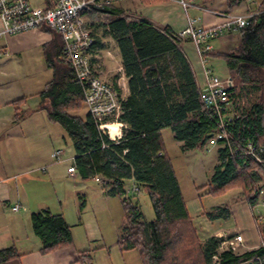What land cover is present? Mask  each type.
<instances>
[{
  "label": "trees",
  "instance_id": "obj_1",
  "mask_svg": "<svg viewBox=\"0 0 264 264\" xmlns=\"http://www.w3.org/2000/svg\"><path fill=\"white\" fill-rule=\"evenodd\" d=\"M241 1L227 3L234 8ZM151 2L155 1H144ZM45 4L50 7L52 0H45ZM87 17L94 35L100 27L117 44L129 79L130 95L122 101L119 118L124 125L123 137L111 140L90 114L85 119L70 115L85 102L83 89L62 55L46 53L53 80L41 99L50 101L51 106L45 108L49 121L59 124L72 141L78 177L83 182L99 178L107 194L121 200L125 211L122 250L137 251L143 264H264V219L260 213V207L264 208V13L254 18L240 46L228 53L206 55L223 59L233 80L230 106L222 118L204 104V89L184 53L188 40L115 6ZM100 20L102 23H97ZM99 42L97 38L96 48ZM54 44L58 54V42ZM166 130H171L183 153L205 150L219 133L228 137L230 147H224L225 141L213 146L218 162L207 184L198 190H208L213 196L242 190L250 206L258 209L255 218L263 243L259 248L238 255L221 250L225 240L213 237L203 242L199 238L164 145ZM251 149L253 155L249 154ZM129 181L137 191L128 192ZM143 192L148 194L155 214L150 222L131 196ZM229 214L227 207L219 208L208 213V218L228 219ZM31 218L34 233L43 244L42 253L72 246V229L62 215L41 211ZM17 257L15 248L1 251L0 264ZM256 258L259 261H254ZM80 261L93 264L83 255Z\"/></svg>",
  "mask_w": 264,
  "mask_h": 264
},
{
  "label": "crops",
  "instance_id": "obj_2",
  "mask_svg": "<svg viewBox=\"0 0 264 264\" xmlns=\"http://www.w3.org/2000/svg\"><path fill=\"white\" fill-rule=\"evenodd\" d=\"M250 1L252 0H242L236 7L232 8L228 5L227 0H195L192 2V7H190L187 11L183 10L175 3L166 1L144 3V1L138 0L137 5L133 3L132 7L130 6L125 8L119 6L118 4L115 7L122 10L126 14L147 19L158 27L170 28L173 32L178 34L180 31L188 27V22L190 19H198L199 25L201 26L213 27L224 21V18L221 17L220 14L242 15L251 11H255L256 8ZM254 1H258L262 4L264 0ZM2 31L3 29L1 26L0 33H2ZM96 37L98 38L97 35ZM230 37H232V39H230ZM243 39L244 38L238 34H228L222 38L216 39L211 43L213 46V51L206 55L228 53L232 49L240 46L243 42ZM99 40L100 42L97 51L98 55H100L101 63L103 65L102 77L108 83L117 87L121 92L123 100H125L130 95V89L129 79L124 74L120 50L114 41L112 43L113 47L110 48L106 45V41L101 39ZM220 40V46H222V48L219 51H216L214 45ZM55 41L58 42L60 47V49L58 48V54H56V52L53 50ZM63 45L64 43L62 37L46 27L18 35L0 36V46L3 47L2 55H4L6 58H9L6 62H4L3 66H6L9 62H13L11 57H18V62H20L19 60H23L24 55L29 54L32 55L31 60L34 63V55L37 52L36 55H41L42 60L46 63L48 70L52 71V80L53 69H51L47 63L46 53L48 51L50 55H62L61 47ZM183 49L185 55L192 65L199 86L203 88V70L207 67L203 65L201 61L202 59L197 53L195 46L190 41L184 44ZM111 55L114 56V59H112V57L110 58ZM206 58L210 60L212 57L206 56ZM3 74L10 75V73L7 72ZM52 80L45 83L42 90H40V99L41 93L46 89L47 85ZM13 93H8L6 100L4 102H0V109L2 107L5 108L2 111H6L4 113L6 116L11 115L9 113L10 110H12V105L19 101L14 98H8L9 94L13 95ZM50 106V101H43L42 99L41 103H39L37 106H34V108H30L28 103L25 102L23 106L16 108V116H13L12 114V117L9 120L2 119V117H6L1 114V111L0 126L5 124L6 127L10 126V129L13 131H9V133L8 131H0V146L2 142H5L4 140H7L6 138L11 140L15 135L19 136V138L24 137L25 131H22V135H20V131L23 129H19L18 131L17 129L23 125L25 126L27 122H29L32 117L34 118L36 114H39V112L44 111V113L47 115V119L49 120V113L45 108ZM84 107L85 108L82 110L70 112V115L85 119L89 112L85 105ZM29 111L32 112L29 113ZM13 117H15V119ZM6 120L10 121L11 125L7 126ZM17 120H19V122ZM123 128L124 126L121 128L117 125L111 127L114 137L120 136L118 140H120L124 135ZM4 150V152H6L5 148ZM10 154L11 155L8 154L7 150V152L3 155L5 158H7L6 155H8L10 158L19 157L20 159L16 161L14 158L13 161L15 166L11 164L9 166L10 170L4 171L3 169V173H0V204L4 202L5 204H3L7 205V207L11 206L12 204V212L17 214L20 213L24 208V201H27V208L32 212L29 217H14V219L11 220V217L0 215V252L10 248H15L18 254L17 258L2 264H83L80 261L82 255L85 258L89 257L93 264H120L121 260L124 262L126 254L135 252L133 250L124 251L121 247L120 237L125 226V217H66V215L63 213V210H57L56 208L55 202H60L56 190L54 189V197L50 199L51 197H49L47 194L46 189L41 186L42 184L28 178L35 174H45L47 170H43V173L42 171H38V169L37 171L35 169H31V164L33 160H35V157L29 154V152L23 148H19L15 153ZM216 156V161L218 162V154ZM41 158L42 157L39 156V159ZM75 158L76 155L74 151L73 156L69 158L72 164L67 170L68 177L74 180L79 178L78 174L76 172L74 175H71L69 173V169L73 166L76 167ZM25 164L29 166L25 168ZM20 165H24V167H20ZM39 168H41V166H39ZM93 180H95L96 183L101 186L99 195L102 198L99 196L100 199L104 200L105 202H109L111 199H113L107 194V191L103 188L99 178H95ZM131 182L134 184L133 181ZM14 185L15 196H13L14 189H12ZM130 188L131 187H129L128 190ZM239 190H230L222 196H213L208 193V190H203L198 191L199 197L201 198L197 199L196 196H194L190 200H186L189 213L194 222V227L203 242H206L208 239L213 237L226 240L225 238L234 239L237 235H242L244 238L246 252H250L260 247L262 240L260 230L258 229L259 221L255 218L258 216H256L257 214L255 211L252 212L253 208L248 202H243V194L240 192L241 190ZM73 193H76L78 200L77 212L79 214L83 213L87 207L85 196L82 195L81 192H78L77 188H75ZM204 199L210 201L211 205L204 206V204L201 203V200ZM52 205L53 207L55 206V209L52 208ZM16 206H19V211L17 212L13 210V208ZM225 207H227L230 211V216L228 219L220 217L210 220L208 218V213H211L215 209ZM41 211H50L52 214L63 216L66 223L72 229V246L56 250L48 254L42 253L43 244L34 233L31 218L32 214ZM240 217H249L250 221L247 222L245 220L242 223L244 225V229L241 231H236L234 220L239 219ZM198 226H201V228L199 229ZM208 233L210 235L207 236ZM201 234H204L207 237L203 239ZM140 260H142L141 256ZM124 264L126 263L124 262Z\"/></svg>",
  "mask_w": 264,
  "mask_h": 264
},
{
  "label": "rangeland",
  "instance_id": "obj_3",
  "mask_svg": "<svg viewBox=\"0 0 264 264\" xmlns=\"http://www.w3.org/2000/svg\"><path fill=\"white\" fill-rule=\"evenodd\" d=\"M30 1L33 7L42 8L46 6L45 0ZM137 2L138 0H126L119 2L118 5L127 8L130 6L132 7L133 3L137 5ZM97 23H102V21H97ZM1 26L2 29H4L3 24L0 20V27ZM96 34L99 39L106 41V45L108 47H113V40L105 35V32L102 28L99 27ZM230 39H232V37H230ZM220 43L221 40L215 43L214 47L216 51H219L222 48V46H220ZM36 54L37 52L34 55V63L31 60V54L24 55L23 60H19L20 62H18V57H11V60H13V62H9L6 66H3V64L9 58H6L4 55H2V57L0 58V102H4L7 98L8 93L13 92V95L9 94L8 98L19 100L14 105H12V110H10L9 113L11 115L6 116L4 114L6 112L2 111L5 109L4 107L0 109V112L2 111L1 114L6 117L4 118L1 116L2 119H11L12 114L13 116H16V108L23 106L25 102L28 103V106L30 108H34V106H37L39 103H41L39 95V93L41 92L40 90H42L45 83L52 80V71L48 70L46 63L42 60L41 55ZM111 57L112 59H114L113 55H111L110 58ZM205 66L212 70L222 80L231 79L226 62L223 59L212 57L210 60L207 59ZM6 72L10 73V75L3 74ZM83 108H85L84 105L80 110H82ZM31 112L32 111H29V113ZM13 118L15 119V117ZM29 122H27L25 126L23 125L22 127H19L17 129V131L19 129H23L20 131V135H22V131H25L24 137L19 138V136L15 135L13 139L8 140V138H6L7 140H4L5 142H2L0 146L1 174L3 173V169L4 171L10 170L9 166L11 164L15 166L13 161L14 158L16 161L20 159L19 157L10 158L8 155H6L8 158L7 159L3 154L8 150V154L11 155L10 153H15L19 148H23L28 151L29 154L35 157V160H33L31 164V169H35L36 171L38 169V171L42 172L45 169L47 170L45 174H35L28 178L42 184L41 186L46 189L47 194L49 195V197H51L50 199L54 197V189L56 190V193L61 202H55L56 208L57 210H63V213L66 215V217H125L124 207L119 198H113L109 202H105L104 200L100 199L101 196L99 195V192L101 191V186L96 183L95 180L83 182L80 178L74 180L68 177L67 170L72 164L69 158L73 156L74 148L71 139L59 124L51 123L47 119V115L44 113V111L36 114L35 117H32ZM112 122H114V120H112ZM8 125H11L10 121H7V126ZM0 128L1 132L8 131L9 133V131H13L10 129V126L6 127L5 124H2ZM112 138H114L113 135ZM163 140L165 148L167 150V154L171 159V162L175 169L176 176L180 183L185 200H190L194 196H196L197 199L201 198L199 197L198 189H201V187H204L207 184V180H209L211 173L213 172L214 166L217 162L216 147L208 146L203 151H191L188 153H183L180 144L174 139V135L171 130H166L163 132ZM4 148L6 149V152H4ZM56 152H58V155L57 158H54ZM39 156H41L42 158L39 159ZM27 164H25V168L29 166ZM39 166H41V168H39ZM20 167H24V165H20ZM126 187L127 189L129 187H134V184L129 181L126 183ZM75 188H77L78 192H81V194L85 196L87 204L84 212L80 214L77 212V196L76 193H73L75 191ZM12 189H14L13 196H15V185L12 187ZM235 189L239 190V188ZM240 192L243 194L242 190ZM131 196L134 197L133 200L135 203L140 204L146 220H154L155 214L148 194L143 192L139 196L135 197L133 196V194ZM242 199L243 202H248L247 198L244 197V195ZM201 201L204 206L211 205V202L207 199ZM3 203L0 204V215L11 217L10 220L14 219V217H29L31 215L32 211L27 208V201H24L25 209L23 208L21 212L17 214H14L12 212V204L11 206L7 207V205H4L5 203ZM52 208L55 209V206L53 207L52 205ZM260 211L264 219V208L260 207ZM245 220L247 222L250 221L249 217H240L239 219L234 220L236 231H241L244 229V225L242 223ZM261 224V226L264 227V223L262 222ZM198 228L200 229L201 226H198ZM208 235L210 234L208 233L207 236ZM207 236L201 234V237L203 239ZM245 252V244H243V246H240V248L237 250L236 254L242 255ZM124 262L126 264H143V261L140 260V256L136 251L131 254H126ZM124 262L123 260H121L120 264H124Z\"/></svg>",
  "mask_w": 264,
  "mask_h": 264
},
{
  "label": "built area",
  "instance_id": "obj_4",
  "mask_svg": "<svg viewBox=\"0 0 264 264\" xmlns=\"http://www.w3.org/2000/svg\"><path fill=\"white\" fill-rule=\"evenodd\" d=\"M121 1L124 0H52L50 7L39 8L33 7L30 0H0V19L4 27L0 36L18 35L46 27L62 37L64 46L61 59L73 69L75 80L83 89L84 102L89 114L98 123L99 129L113 141H117L120 136L112 138L111 129H104V127L117 125L122 128L124 126L119 122L123 99L118 88L102 77L103 65L96 48L97 37L93 34L91 25L87 23V16L93 12L101 13ZM141 1L171 2L187 11L195 0ZM250 2L255 6V11L242 15L220 14L224 21L213 27L201 26L198 19H190L188 27L180 31L178 35L195 46L205 65L206 54L213 51L212 41L228 34H238L243 37L252 28L254 18L264 13L260 2L254 0ZM203 72L204 104L208 111L222 118L223 113L230 106L229 90L233 80H222L207 68H204ZM218 141H225L224 147H230L229 139L225 134L219 133L210 141V145L216 146ZM57 153L54 158H57ZM249 154L253 155L252 149ZM69 173L75 174L76 168L71 167ZM135 190L137 191L136 188H130L128 192ZM13 210L19 211V206ZM257 210V207L253 208V211L257 212ZM243 244V236L237 235L234 239L223 241L221 250L236 253ZM254 261L259 260L256 258Z\"/></svg>",
  "mask_w": 264,
  "mask_h": 264
},
{
  "label": "bare ground",
  "instance_id": "obj_5",
  "mask_svg": "<svg viewBox=\"0 0 264 264\" xmlns=\"http://www.w3.org/2000/svg\"><path fill=\"white\" fill-rule=\"evenodd\" d=\"M108 128H110L111 129V127H108V126H105L104 127V129H108ZM111 133H112V135H113V137H114V133H113V131L111 130Z\"/></svg>",
  "mask_w": 264,
  "mask_h": 264
},
{
  "label": "clouds",
  "instance_id": "obj_6",
  "mask_svg": "<svg viewBox=\"0 0 264 264\" xmlns=\"http://www.w3.org/2000/svg\"><path fill=\"white\" fill-rule=\"evenodd\" d=\"M74 167V166H73ZM76 168V167H75ZM72 175V174H71ZM74 175V174H73ZM237 237V236H236ZM261 244H262V242H261Z\"/></svg>",
  "mask_w": 264,
  "mask_h": 264
}]
</instances>
